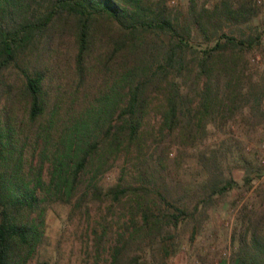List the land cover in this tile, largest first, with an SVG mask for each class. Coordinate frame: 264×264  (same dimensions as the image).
<instances>
[{"label": "trees", "instance_id": "16d2710c", "mask_svg": "<svg viewBox=\"0 0 264 264\" xmlns=\"http://www.w3.org/2000/svg\"><path fill=\"white\" fill-rule=\"evenodd\" d=\"M234 1L191 0L184 24L165 0H0V264L36 258L53 205L88 227L100 212L88 239L97 256L110 246L108 264H146L168 228L193 217L165 192L169 178L184 182L172 146H199L202 170L210 129L264 121V82L246 60L261 33L217 36L223 20L248 19ZM231 182L215 180L211 195ZM236 220L229 264H264V190Z\"/></svg>", "mask_w": 264, "mask_h": 264}, {"label": "rangeland", "instance_id": "374dc122", "mask_svg": "<svg viewBox=\"0 0 264 264\" xmlns=\"http://www.w3.org/2000/svg\"><path fill=\"white\" fill-rule=\"evenodd\" d=\"M165 1L167 8L178 15L180 23H189L191 0H177L175 4ZM194 1L197 7L206 10H213L217 5L221 7L223 3V0H215L205 6L202 0ZM233 4L242 9L250 8L248 19L223 20L217 36H247L256 28L261 37L246 55L247 76L264 82V0L259 6L254 0H235ZM156 122L155 114H150V125L155 126ZM207 135L203 149L207 166L202 170L195 161L199 146L184 142L172 146L170 157L175 161L169 164L175 166L174 174L182 176L184 182L180 184L169 178L165 192L172 194L176 203L182 202L189 210L197 208V211L193 217L181 220L177 228H168L170 233L163 234L164 242L161 243L162 239L157 241L160 246L153 245L152 255L144 260L146 264L156 260H162V264H200L201 260L229 264L231 260L235 250L232 233L238 213L244 205L251 206L258 193L264 190V121L256 125L238 116L230 120L228 126L219 124L210 129ZM210 168L212 175L201 189L197 188L203 172L206 174V169ZM258 170L261 173L254 176ZM249 176L253 178L247 181L245 178ZM107 178L111 181L114 174L109 173ZM215 180L223 184L228 180L232 182L226 191L211 195V184ZM92 215L91 224L100 212L94 209ZM91 224L88 227L79 214L71 217L67 206H51L45 217V239L36 258H46L50 264H108L110 246L107 244L106 249L96 255L88 239V236L92 237ZM123 229V225L114 227L115 234ZM109 244L113 245L114 240ZM163 245L168 247V254L164 253ZM36 258L28 264H35Z\"/></svg>", "mask_w": 264, "mask_h": 264}, {"label": "built area", "instance_id": "2783aa9c", "mask_svg": "<svg viewBox=\"0 0 264 264\" xmlns=\"http://www.w3.org/2000/svg\"><path fill=\"white\" fill-rule=\"evenodd\" d=\"M205 3V6H207L209 3L215 1V0H202ZM169 4H175L177 3V0H168ZM255 4L257 6L262 5L263 0H254Z\"/></svg>", "mask_w": 264, "mask_h": 264}]
</instances>
